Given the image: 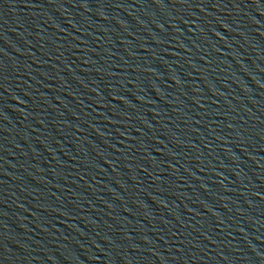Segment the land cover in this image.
Instances as JSON below:
<instances>
[{
    "label": "water",
    "instance_id": "1",
    "mask_svg": "<svg viewBox=\"0 0 264 264\" xmlns=\"http://www.w3.org/2000/svg\"><path fill=\"white\" fill-rule=\"evenodd\" d=\"M0 264H264V0H0Z\"/></svg>",
    "mask_w": 264,
    "mask_h": 264
}]
</instances>
